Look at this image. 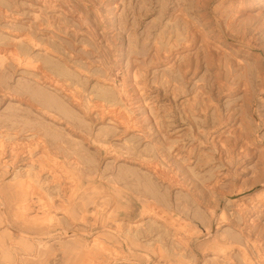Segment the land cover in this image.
<instances>
[{"label": "rangeland", "instance_id": "374dc122", "mask_svg": "<svg viewBox=\"0 0 264 264\" xmlns=\"http://www.w3.org/2000/svg\"><path fill=\"white\" fill-rule=\"evenodd\" d=\"M0 52V264H264V0H0Z\"/></svg>", "mask_w": 264, "mask_h": 264}, {"label": "bare ground", "instance_id": "6f19581e", "mask_svg": "<svg viewBox=\"0 0 264 264\" xmlns=\"http://www.w3.org/2000/svg\"><path fill=\"white\" fill-rule=\"evenodd\" d=\"M1 53V52H0ZM129 129V128H128ZM17 153H19V152H17ZM9 166V165H8ZM6 168V167H5ZM7 170V169H6ZM11 176V175H10ZM13 179H16L15 178V176H14V178ZM21 181V180H20ZM12 184V183H11ZM11 184H9V185H6V187H10V186H14V184L13 185H11ZM29 185V184H28ZM15 188V187H14ZM32 193H31V191L30 190H27V189H24V185H22L21 183H19V186H18V188L16 189V191H14L13 193H12V195L13 196H11V194L9 195V196H7V194H3V195H0V207H2V205L4 206V204L3 203H5V201L7 200V201H9V200H14L15 201V204H20L21 206H23L25 203H28L29 202V197H30V195H31ZM134 207H135V205H133ZM138 206V205H137ZM4 208V207H3ZM3 208H1V209H3ZM35 208V207H34ZM132 209V208H131ZM138 209V208H137ZM2 213H4V212H2ZM38 214V213H37ZM130 216V215H129ZM140 216V215H139ZM8 218V217H7ZM7 220V219H6ZM33 220H31L30 218H27L26 219V222L27 223H30V222H32ZM135 223V222H134ZM9 227V226H8ZM11 228V227H10ZM53 228H55V227H53ZM57 228V227H56ZM35 229V228H34ZM28 230V229H27ZM38 230V229H37ZM107 230V229H106ZM32 232V231H31ZM41 233H42V231H40ZM55 232V231H54ZM61 233H62V231H60ZM103 232V231H102ZM22 233V232H21ZM115 233V232H114ZM23 234V233H22ZM33 234V233H32ZM62 234H65V235H67L68 234V232H66V231H64ZM69 234H73L72 235V237L75 235V232H73V233H69ZM78 234V233H77ZM28 235V234H27ZM26 235V236H27ZM50 235V234H49ZM49 235H48V237H49ZM119 235H121V234H119ZM25 236V235H24ZM30 236V235H29ZM41 236V235H40ZM40 236H38V237H40ZM44 236H45V234H44ZM43 236V237H44ZM51 236V235H50ZM52 236H55V235H52ZM70 236V235H69ZM122 236V235H121ZM37 237V238H38ZM42 237V236H41ZM43 240H44V238H43ZM126 242V241H125ZM40 245V244H39ZM13 247V246H12ZM128 248H129V246H128ZM91 251V250H90ZM132 253V252H131ZM91 256V255H90ZM88 257V256H87ZM149 257V256H148ZM121 260V259H120ZM120 260H118V259H116L115 261H111V262H109L108 264H118V262L120 261ZM127 260V259H126ZM122 261H123V259H122ZM125 261V260H124ZM120 263V262H119Z\"/></svg>", "mask_w": 264, "mask_h": 264}]
</instances>
